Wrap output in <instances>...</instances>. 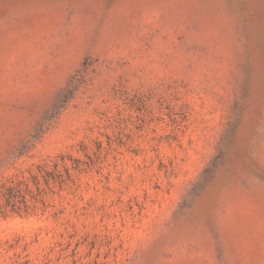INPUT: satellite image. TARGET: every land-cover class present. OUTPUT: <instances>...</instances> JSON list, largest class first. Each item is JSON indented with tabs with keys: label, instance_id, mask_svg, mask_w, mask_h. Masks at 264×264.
<instances>
[{
	"label": "rangeland",
	"instance_id": "rangeland-1",
	"mask_svg": "<svg viewBox=\"0 0 264 264\" xmlns=\"http://www.w3.org/2000/svg\"><path fill=\"white\" fill-rule=\"evenodd\" d=\"M0 264H264V0H0Z\"/></svg>",
	"mask_w": 264,
	"mask_h": 264
}]
</instances>
